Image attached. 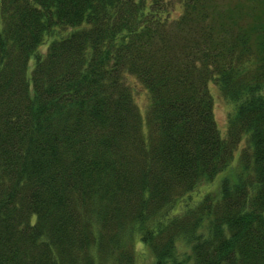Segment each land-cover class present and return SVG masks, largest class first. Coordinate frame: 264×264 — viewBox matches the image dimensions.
Wrapping results in <instances>:
<instances>
[{
    "label": "trees",
    "instance_id": "trees-1",
    "mask_svg": "<svg viewBox=\"0 0 264 264\" xmlns=\"http://www.w3.org/2000/svg\"><path fill=\"white\" fill-rule=\"evenodd\" d=\"M138 242L264 264V0H0V264H136Z\"/></svg>",
    "mask_w": 264,
    "mask_h": 264
},
{
    "label": "rangeland",
    "instance_id": "rangeland-1",
    "mask_svg": "<svg viewBox=\"0 0 264 264\" xmlns=\"http://www.w3.org/2000/svg\"><path fill=\"white\" fill-rule=\"evenodd\" d=\"M135 89V101L141 107L142 110H146L148 106V95L145 91L144 87L139 84L134 83ZM212 94L214 96V114L215 119L222 134H225L227 131L228 126V118L230 113L233 110L232 104L226 100L221 93L219 92L218 88L215 85H211ZM245 144V143H244ZM243 146V143L240 145V148ZM239 151H236L235 157L228 167L226 173H223L221 178L228 177L230 174L237 170L239 166L238 154ZM221 178H216L213 183H205L200 186L199 191H206L210 188H215ZM137 251V263L136 264H152L153 263V256L150 249L145 246L144 244L138 242L136 245Z\"/></svg>",
    "mask_w": 264,
    "mask_h": 264
}]
</instances>
